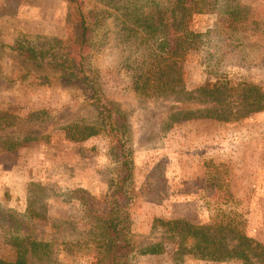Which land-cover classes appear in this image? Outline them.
I'll use <instances>...</instances> for the list:
<instances>
[{
    "label": "rangeland",
    "instance_id": "374dc122",
    "mask_svg": "<svg viewBox=\"0 0 264 264\" xmlns=\"http://www.w3.org/2000/svg\"><path fill=\"white\" fill-rule=\"evenodd\" d=\"M162 1L85 0L91 32L80 70L69 54L68 0H0V257L14 260L20 238L27 264L103 263L94 199L116 183L121 150L104 130L81 141L67 131L95 125L106 102L129 124L122 151L134 161L128 211L137 248L128 264H243L177 254L178 238L154 228L156 218L231 222L264 245V111L231 121L200 115L213 107L207 89L221 82L264 89V0H223L194 16L201 37L180 63L179 93L168 67L155 65L157 37L139 21ZM227 5L237 6L236 21ZM20 40L40 57L20 55ZM230 88L236 117L242 105ZM160 241L163 253H142Z\"/></svg>",
    "mask_w": 264,
    "mask_h": 264
},
{
    "label": "trees",
    "instance_id": "16d2710c",
    "mask_svg": "<svg viewBox=\"0 0 264 264\" xmlns=\"http://www.w3.org/2000/svg\"><path fill=\"white\" fill-rule=\"evenodd\" d=\"M221 1L223 0H163L156 9L145 15L143 19H139L143 29L158 39L160 55L155 65L162 73L168 67L172 83L171 92L179 93L182 90L180 87L184 85V78L180 63L188 53L199 47L201 34L191 29L194 16L219 8ZM68 9L69 54L74 57L71 60L74 63L72 68L82 70L84 67L82 59L90 46L91 32L85 0H68ZM224 11L230 15V18L232 17V21L237 20V6L227 5ZM16 50L27 59L36 60L40 57L36 48L26 44L25 41H18ZM76 56H79L81 60L77 61ZM85 81H87L86 76ZM89 85L93 87L90 81L87 86ZM143 86L149 87V83L145 82ZM159 87H161L160 83L156 88ZM94 88L96 89L95 97L98 94V88ZM229 88L224 82L209 89L205 88L210 93L213 107H207L200 115L231 121L264 111V89L254 83L241 82L230 88L231 91L239 94V103L242 105L240 111L236 113L237 116L234 117L235 111L226 104L228 97L224 96ZM99 100H103L101 95ZM98 109L102 117L100 121L95 125H70L67 135L72 140L81 141L104 130L113 136L117 147L121 150L119 151L122 156L121 168L116 183H113L103 200H94L95 212L105 234V242L101 246L104 255L102 264H128L132 253L137 248L130 228L128 211V205L132 200L130 185L134 161L132 150L122 151L129 132L128 118L126 113L114 106L113 102H106L98 106ZM6 149L13 150L15 146H8ZM30 207L33 209V203ZM154 226L178 238L177 254H198L200 258L217 262L239 260L243 264H258L260 260L261 264H264V245L244 231H238L231 222L216 221L197 224L187 218H156ZM232 241L234 243H231ZM13 244L17 252L15 259L7 260L0 257V264H27L29 243L26 240L14 238ZM165 249L164 243L160 241L150 245L142 253L161 254Z\"/></svg>",
    "mask_w": 264,
    "mask_h": 264
}]
</instances>
